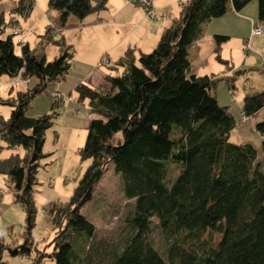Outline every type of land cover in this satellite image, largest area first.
I'll return each instance as SVG.
<instances>
[{
    "label": "trees",
    "instance_id": "trees-1",
    "mask_svg": "<svg viewBox=\"0 0 264 264\" xmlns=\"http://www.w3.org/2000/svg\"><path fill=\"white\" fill-rule=\"evenodd\" d=\"M249 1L185 0L151 51L137 52L136 58L135 49L128 48L111 65L101 57L99 63L106 68L102 83L74 86L77 102H86L90 115L78 149L88 164L67 202L45 208L57 227L46 255L53 264H88L84 251L95 228L79 210L90 201L108 165L120 176L122 195L132 200V210L125 219L129 231L117 248L106 250L105 264H264V159H256L251 144L231 141L235 119L230 105H219L211 92L219 79L190 73L188 60V49L206 22L230 8L239 11ZM255 1L253 24L264 28V0ZM17 2L10 11L29 15L33 1ZM106 2L47 0V7L57 12L60 29L68 16L80 21ZM50 30L47 25L39 46L18 44L19 53L10 35L0 36V77L11 80L20 71L28 79L14 99L1 102L10 107L9 116L0 115V140L7 148L25 150L23 162L17 154L0 159V172L8 174L26 210L27 235L33 226L31 187L44 156L43 134L57 114L53 108L63 102L59 90L47 88L64 78L72 58L62 34L57 32L55 40ZM212 38L215 59L227 64L219 48L228 37ZM48 43L63 48L52 60L44 54ZM222 82L233 88L229 79ZM41 92H49L53 101L50 113L26 115ZM239 104L240 117H252L264 107V91L248 92ZM253 129L262 136L264 148V119L254 122ZM153 219L161 239L158 247L148 237ZM28 239L13 252H29Z\"/></svg>",
    "mask_w": 264,
    "mask_h": 264
},
{
    "label": "rangeland",
    "instance_id": "rangeland-1",
    "mask_svg": "<svg viewBox=\"0 0 264 264\" xmlns=\"http://www.w3.org/2000/svg\"><path fill=\"white\" fill-rule=\"evenodd\" d=\"M36 1H38V3L40 2V0ZM125 1L129 2L131 5H136L142 11H145L146 14L145 8L139 5L140 3L138 0ZM12 2L15 6L18 3L17 0H0V13L3 15L2 17L0 14L1 37L10 35L11 28L16 25L26 32L31 23L42 16V11L45 12V10H49L50 15L53 16H55L54 14L56 13V11L48 9L47 5H44L43 9L39 8L40 11L35 8V5L32 6L31 13L25 17L20 16L18 13H13L12 11L8 13L5 8L10 7ZM253 3H256V1L251 0L246 5H253ZM104 8L100 9L98 12L89 13L78 22L86 23L89 18L96 15L99 16ZM70 17L75 20L74 17ZM12 18H15L17 21L11 22ZM56 18L57 15L52 22L54 26H52V28L50 27V31L54 34L53 38L55 40L59 35H57V32H60L62 29L63 32L67 29L66 26L59 29ZM47 25L49 26L48 20L44 18L39 22L36 29L43 32L44 27ZM251 27L252 25L249 26V29H251ZM70 29L71 28L68 27L66 32L69 35L72 34ZM28 35V39L26 40L30 47L34 45L36 39L40 41L39 34H36V32H30ZM11 37L14 52L19 53L20 46L16 44L15 37ZM65 40L67 43L68 39ZM235 42L236 38L229 41V49L232 51L233 59H236L239 55L234 48ZM154 45L155 44L148 43L145 51L140 50L138 47H134L136 58L138 56L137 52L147 53L153 49ZM47 46V60L56 58V56L63 51V48L57 44L48 43ZM71 49L72 47L70 50ZM76 50L77 53L74 54L75 56L72 58L64 78L58 83L50 85L52 87L48 86L47 88V90L49 88H54L64 93L62 94L63 102L59 104L57 108H53V111L57 114L52 119V126L48 127L43 134L44 141L42 143V153L44 156L38 160L39 165L36 168L37 172L35 174L36 184H33L31 187L33 226L28 235L26 233L28 215L24 207L19 203L20 199L16 197L18 192L14 190L13 183L10 181L8 174L0 172V264H53L52 260L46 255L50 253L51 248L48 244L53 239L57 227L56 224H52L50 221L51 218L45 213V208L48 205H51L52 208L53 206L63 205V203L67 202L68 198L73 193L74 186L88 164L87 159L82 160L78 156V149L83 146V140L86 135L85 117L87 111L82 104H77L76 101L69 102L68 97H74L75 92L73 85L77 82V78H80L82 73L86 70V67L84 66L83 68L81 63L93 59V56L90 55L92 47H87L86 44L76 45ZM85 53L90 56L87 57L88 55H84ZM261 58L263 59L262 65H264V54H261ZM99 65L100 68L105 67L103 64L101 65L99 63ZM256 67L259 68L260 64L256 65ZM259 71L261 70L259 69ZM113 72H115V70ZM238 73L239 72L236 70V72L231 74L232 80L236 78V87L233 85V88L227 92L226 87H223L221 84H216L211 92L214 94L215 91V94H217V102L219 105L224 106L230 104L229 112L235 119L234 128L229 135L231 141L235 143L249 141V143L251 142V144H254L259 153L262 154L264 152V148H261L262 136L253 129V124L254 122H259L261 119H264V114L260 113L255 117L246 118L241 122L239 121L240 115H238L241 104L237 103L236 105L232 102L242 91V87L239 85L237 79H242V82L246 85L249 83L248 79L245 80L247 76ZM260 73L264 76L263 71ZM3 80H6L5 76L0 77V115L6 118L9 116L10 107L1 102L9 100V97L13 96L15 89H23L25 86L20 83L16 84V86L13 87V92H11ZM52 102L49 92H41L31 100V103L24 113L31 117L48 114L50 113V105ZM16 154L21 162H23L22 157L25 154V150L22 147L16 146L15 148H7L0 140V159ZM119 177L120 176L114 173L112 167L108 165L101 175V178L93 186L90 201L86 202L79 210L85 218L93 223L95 228L93 237L88 241L89 247L84 251L86 256H88V264H105L106 250L110 251L113 246L117 248L121 238L129 231L128 223L125 219L130 216L132 200L123 197L120 187L121 179ZM155 221V219L152 220V230L148 234V237L150 241L158 247L161 245V239L159 231L154 228ZM27 238H29L28 240L31 242L29 246L30 251H17L14 253L13 250H20L19 247L21 244H24Z\"/></svg>",
    "mask_w": 264,
    "mask_h": 264
},
{
    "label": "crops",
    "instance_id": "crops-1",
    "mask_svg": "<svg viewBox=\"0 0 264 264\" xmlns=\"http://www.w3.org/2000/svg\"><path fill=\"white\" fill-rule=\"evenodd\" d=\"M32 1V6L35 5V8L38 9V11H40L41 8L43 9L44 5H47V0H40L39 3L36 0ZM183 1L185 0H151L152 12L150 15H147L145 14V11H142L136 5H131L125 0H107L103 12H101L99 16L96 15L89 18L86 23L75 21L68 16L65 26L67 29L68 27L71 28L70 32L72 34L69 35L66 33L67 29L63 32V29L60 30V34H62L64 43L69 44L72 47V58L75 56L74 54L77 53L76 45L82 44H86L87 47H92L90 55L93 56L92 60L83 61L84 63H81L83 68L84 66L86 67V70L82 73L80 78H77V82H75L73 88L80 82L89 87L102 83L104 75L106 74L105 67L100 68L98 63L102 56H105L108 65H111L113 62L121 58L123 56V52L128 48L134 49V47H138L140 50L145 51L148 43L156 44V40L161 34L163 28L166 27L172 19L177 18L180 7L179 3ZM14 6L15 5H13L12 2L10 7H6L5 9L9 13L11 8ZM44 14H46V16H44ZM54 15L56 16L57 12ZM256 15V3H253V5H245L239 11H235L230 8L222 14L221 17L214 18L206 22L203 26L204 29L201 37L195 40L188 49L190 73H194L199 76H203V74H205L213 78H218L219 80L216 84H221L223 87H226L227 92L230 91V89L226 83L222 82V79H229L232 86L235 85L236 87V78L231 80V74L237 70L239 72L238 74L241 73L247 76L245 77V80L248 79V85L242 82V79H237L239 85L242 87V91L237 98L235 97V100H232V102L236 105L237 103H240L239 101L243 95L248 92L264 91V76L260 73L263 71V59L261 58V54H264V28L263 33L257 36H251L249 29L250 22H256ZM1 16L3 17V15ZM55 16L50 15L49 10H45V12L42 11V16L33 21V23H31L26 30L27 35L34 31L36 34H39L38 36L40 37L44 31L41 32L36 29L39 22H41L44 18L48 20V23L49 21L53 22ZM11 20V22L17 21L15 18H12ZM45 29L46 26L44 27V30ZM21 30L26 34L25 30ZM213 34L225 35L228 37V39L221 44L219 48V56L222 60H226L227 64H222L215 59V51L213 49L214 41L212 38ZM235 38L236 42L234 48L239 55L236 59H233L232 51L229 49V41ZM26 39H28V37H26ZM65 39H68L67 43L65 42ZM25 42L28 45L27 40ZM41 43L40 37V41L36 39L32 47L39 46ZM47 49L48 46L46 44L44 50L46 59L48 57ZM84 55L87 56L88 54L85 53ZM258 64H260L259 68L256 67ZM259 69L261 71H259ZM5 78L6 80H3L5 81L4 83L8 86L9 90L13 92V87L19 83H15L12 87H10L8 85L10 80L6 76ZM23 90L24 88L15 89L13 96H10L9 100L14 99L17 91ZM60 93L64 94L61 91ZM215 97L217 100V94H215ZM68 101L77 102L76 93H74L73 98L69 96ZM85 103L86 102H83L81 104L85 106ZM77 104L80 103L77 102ZM240 112L241 111H239L238 115H240ZM260 113L264 114V107L253 114L252 117H255ZM89 119L90 115L87 111V115L85 117L86 125ZM237 143H249V141ZM249 144H251V142ZM251 145L256 148L254 144ZM256 150V159H264V152L261 154L257 148Z\"/></svg>",
    "mask_w": 264,
    "mask_h": 264
},
{
    "label": "built area",
    "instance_id": "built-area-1",
    "mask_svg": "<svg viewBox=\"0 0 264 264\" xmlns=\"http://www.w3.org/2000/svg\"><path fill=\"white\" fill-rule=\"evenodd\" d=\"M139 1V5L142 7V8H145L146 10V14L150 15L151 12H152V9L150 7L151 5V0H138ZM44 16H46V14H44ZM250 25H252L251 29H250V35L251 36H257L259 34H262L263 32V28L261 25H258V24H253L252 22H250ZM53 23L52 21H49V27L52 28ZM56 31V29H55ZM54 31V32H55ZM10 36H13L15 37V42L16 44H22L26 41V37L27 35L17 26H13L11 28V32H10ZM102 61H104V58H102ZM27 83L28 82V79L26 77L22 78L20 77V71L17 72L16 76L13 77V79L10 80V83L8 84L9 86H12L13 84L15 83ZM58 93H54V95L56 97H58ZM242 121L245 120L246 118L245 117H241Z\"/></svg>",
    "mask_w": 264,
    "mask_h": 264
}]
</instances>
